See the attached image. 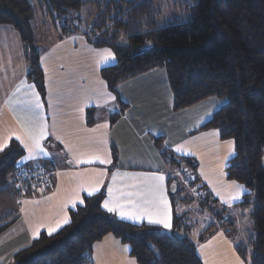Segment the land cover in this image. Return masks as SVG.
<instances>
[{"label": "trees", "instance_id": "obj_1", "mask_svg": "<svg viewBox=\"0 0 264 264\" xmlns=\"http://www.w3.org/2000/svg\"><path fill=\"white\" fill-rule=\"evenodd\" d=\"M0 24H11L19 32L29 79L43 96L40 55L49 45L44 44L46 38L52 36L53 42L57 35L81 33L95 47L115 53V63L103 67L101 75L117 96L120 111L125 104L119 97V82L157 67L167 72L175 109L218 99L221 103L197 131L215 128L222 139L235 141L227 177L249 189L234 207L252 216L255 230L254 237L237 245V250L247 264H264V0H191L185 15L168 17H162L154 0H0ZM120 111L113 112L111 120ZM157 144L192 192L199 218H193L190 210L175 212L169 230L127 222L102 208L101 191L86 196L59 231L43 233L18 251L11 264H83L93 244L108 233L128 243L139 264H203L197 241L218 228L231 229L234 218L199 184L194 157L176 155ZM22 155L16 141L0 153V186L14 182ZM178 177H172L177 186ZM179 191L173 193L174 203ZM201 220L206 226L197 234Z\"/></svg>", "mask_w": 264, "mask_h": 264}, {"label": "crops", "instance_id": "obj_2", "mask_svg": "<svg viewBox=\"0 0 264 264\" xmlns=\"http://www.w3.org/2000/svg\"><path fill=\"white\" fill-rule=\"evenodd\" d=\"M48 44L40 55L45 83L43 96L29 79V62L19 32L11 24H0V142H6L8 147L16 141L22 147L17 170L26 173L45 168L52 170L50 186L35 187L25 195L18 194L12 180L0 186V264L14 263L16 253L41 234H48L50 228L60 224L52 232L54 234L67 225L63 221L70 220L71 211L83 204L80 201L84 202L89 196L87 190L96 187L98 191L93 194L104 191L101 204L106 210L103 202L109 199V187L114 188V196L120 191L139 192L144 194V199H151L149 191L160 183L154 177L162 175L171 225L175 212L182 214L190 210L199 218L194 211L195 202L191 201L192 192L181 182L176 168L167 164L157 141L176 155L194 157L198 162L199 184L205 186L219 204L228 207L234 218L235 225L231 229L218 228L206 240L197 241V254L203 264H247L237 245L246 240L243 226L247 221L244 220L250 223L252 219L234 206L249 189L228 179L226 171L235 156L230 155L233 145L228 142L234 140L222 139L215 128L197 131L210 117L206 113H213L221 102L215 98V109L206 106L214 98L189 106L195 107L194 114L203 108L202 116L192 123L198 126L188 128L187 123H176L174 115L188 107L174 108L167 72L157 67L119 82V97L125 104L120 111L117 96L101 75L103 67L116 61L112 49L95 47L81 33L62 38L57 35ZM105 50H110L114 58L106 59ZM34 93L39 94L42 103L40 111L47 135L40 140L42 151H34L31 158H27L28 150L15 135L31 144L25 128H32L34 124L25 102L34 101ZM116 111L121 114L111 120V114ZM177 147L181 151H177ZM101 160L111 162L102 163ZM113 175H116L115 185ZM173 176L178 177V186L172 182ZM172 184H176V191L177 188L182 190L179 195L175 194L176 203L173 202L176 191L171 190ZM237 185L243 188L238 189ZM238 194L239 198L235 199ZM134 199L138 203L141 201V197ZM130 210L125 208V211ZM112 214L127 222L169 230L149 223L147 216L134 219ZM236 224L241 225L239 230ZM195 236L196 241L198 236ZM90 255L93 264H139L131 255V246L112 233L96 241Z\"/></svg>", "mask_w": 264, "mask_h": 264}, {"label": "snow or ice", "instance_id": "obj_3", "mask_svg": "<svg viewBox=\"0 0 264 264\" xmlns=\"http://www.w3.org/2000/svg\"><path fill=\"white\" fill-rule=\"evenodd\" d=\"M108 53L106 59L114 58L111 54L110 50H105ZM34 87V86H31ZM35 100L30 102H25V108L28 112L31 113L32 121L34 127L25 128V132L28 135L31 144L25 143L24 140L13 133L15 138L19 140L24 147L28 150L29 156L27 158H31V154L34 151H42L40 140L43 139L46 135V124L43 123V116L41 113L42 103L40 102L39 94L34 93ZM114 99V97H113ZM82 111V109H81ZM213 113H206V116H212ZM36 122H39L38 124ZM23 126V125H22ZM38 131V135H37ZM11 139V137H9ZM229 144L233 145V148L230 152V155H235L234 144L235 141H229ZM7 147L6 142H0V151ZM177 151H181L180 147H177ZM96 159H100V157H96ZM91 162V161H89ZM102 163H110L111 161L101 160ZM103 175V174H102ZM155 180L160 183L155 185L148 193L151 196V199H144V194L139 192H124L120 191L118 196H114V188H108V196L109 199L103 202V207L111 213H118L121 218H134V219H143L144 216L148 217L149 223H155L158 225H162L166 229H171L172 225L170 222V215L168 212V200L163 192V180L164 177L162 175L155 176ZM113 185L116 184V175L112 177ZM238 189H242V185H237ZM88 195H92L95 191H98V187L87 190ZM134 197H141V201L138 203ZM235 199L239 198V194L234 197ZM83 203V201H80ZM26 203V202H25ZM73 206H75L73 202ZM131 209L130 211H125V208ZM156 217L153 219V217ZM64 224L70 223L69 219H65L63 221ZM61 225L57 224L55 228H50L48 234L51 235L52 232L56 231ZM203 247V246H202Z\"/></svg>", "mask_w": 264, "mask_h": 264}, {"label": "rangeland", "instance_id": "obj_4", "mask_svg": "<svg viewBox=\"0 0 264 264\" xmlns=\"http://www.w3.org/2000/svg\"><path fill=\"white\" fill-rule=\"evenodd\" d=\"M34 1L36 3V0ZM154 1L157 5H159L161 12H162V17H168V16H173V15H185L187 12L188 4L190 3L191 0H154ZM53 39L54 38L52 36L47 37L46 41L44 40L45 41L44 44L49 43ZM215 103L216 101L214 98L212 101H209L206 106H211V107L213 106L215 109V106H214ZM193 110H195V107L194 109L190 107L184 110L181 109V111H179L178 113H176V115H174V121L178 124L187 123L188 128L193 127V126H198V123H196L195 125H193L192 123L196 122L202 116L200 115V111L203 110V108L201 107L200 109L196 111L198 114H194ZM188 193L190 192L188 191ZM192 216L195 219L197 218V215L195 212L192 213ZM250 217L252 219L251 215ZM244 221H247L243 226V231H244L243 235L245 234L244 237L246 239H249L250 236L254 237L255 230H254L253 221L252 222L250 221V223L248 220H244ZM205 226H206V222L201 220L197 226L195 233L198 234L199 232L204 230ZM239 226L241 225L236 224L237 230H239L240 228ZM236 234H238L237 231H236Z\"/></svg>", "mask_w": 264, "mask_h": 264}, {"label": "built area", "instance_id": "obj_5", "mask_svg": "<svg viewBox=\"0 0 264 264\" xmlns=\"http://www.w3.org/2000/svg\"><path fill=\"white\" fill-rule=\"evenodd\" d=\"M179 175L189 183L190 179L187 178L182 172ZM52 183V170L49 168L38 169L26 173L25 171L17 170L14 174V184L17 192L20 195L31 193V190L39 186H50ZM83 264H93V258L91 255H85V261Z\"/></svg>", "mask_w": 264, "mask_h": 264}, {"label": "water", "instance_id": "obj_6", "mask_svg": "<svg viewBox=\"0 0 264 264\" xmlns=\"http://www.w3.org/2000/svg\"><path fill=\"white\" fill-rule=\"evenodd\" d=\"M171 190L174 192V191H176V184H172L171 185Z\"/></svg>", "mask_w": 264, "mask_h": 264}]
</instances>
